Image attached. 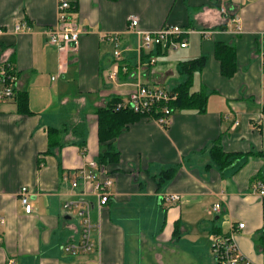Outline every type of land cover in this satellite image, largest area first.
I'll return each mask as SVG.
<instances>
[{
    "label": "crops",
    "instance_id": "0c3cea01",
    "mask_svg": "<svg viewBox=\"0 0 264 264\" xmlns=\"http://www.w3.org/2000/svg\"><path fill=\"white\" fill-rule=\"evenodd\" d=\"M71 2L80 38L75 48L60 49L44 33L57 23L58 0H0V58L12 62L18 91L28 94L32 111L20 112L17 98L0 101V264H131L129 250L137 246L140 264H210L208 226L201 224L216 202L224 226H213L209 243L229 233L233 222H245L235 227L234 239L248 259L264 264L256 250L263 206L252 192V183L264 176V67L258 50L264 0ZM223 2L227 15L220 12ZM132 15L143 31L165 25L196 31L184 35L185 47L147 49L130 27ZM232 15L240 18L236 34ZM23 19L32 28L16 33ZM220 41L236 49L231 77L215 56ZM201 55L208 59L194 73L191 91L208 94L206 110L175 108L165 126L143 115L121 130L114 139L118 160L106 164L114 180L109 201L100 208L96 194L88 193L96 246L80 257L64 251L63 244L80 239L82 228L80 217L63 207L84 186L73 187L71 179L83 176L101 150L97 110L114 97L126 99L139 83L174 91L185 80L180 63ZM52 127L60 131L50 147ZM216 144L233 154L231 164L222 167L212 158ZM169 168L174 175L158 185L154 176ZM22 186L31 189L30 213L21 202ZM166 193L180 199L167 201ZM185 235L191 238L185 241Z\"/></svg>",
    "mask_w": 264,
    "mask_h": 264
},
{
    "label": "built area",
    "instance_id": "2783aa9c",
    "mask_svg": "<svg viewBox=\"0 0 264 264\" xmlns=\"http://www.w3.org/2000/svg\"><path fill=\"white\" fill-rule=\"evenodd\" d=\"M58 20L57 23L49 28H46L44 33L49 38V41L59 46L60 49L66 47H76L79 38L80 30L77 24L72 20V2L71 0H58L57 5ZM228 7L226 2L220 6V12L227 15ZM230 21L237 24L236 33L241 32L240 18L236 15L230 16ZM130 27L141 36V46L147 49L153 48L156 45L170 47H185L187 40L184 35L196 31L195 29H184L180 25H165L160 29L143 31L138 28V17L131 16ZM30 23L23 19L17 22L14 26L16 33L28 32L31 30ZM2 30L0 29V32ZM203 35H208L211 31H201ZM258 50L262 65L264 67V32L261 33ZM122 51L116 44L114 55L119 57ZM155 62V58H151ZM118 70L116 69L110 77L117 79ZM19 91L17 87V75L11 61L0 58V101H7L17 98ZM178 93L158 86H149L139 83L131 90L126 99H122L116 105L117 109L128 108L135 112L153 117L161 125H167L170 117L173 114L175 107L173 102L177 100ZM72 186L81 188L78 197L67 199L63 207L67 210H76L77 215L81 219V235L80 239L70 240L63 244V249L70 254L88 253L94 250L96 241L94 239L95 223L92 218L93 201L88 197V193H94L98 197V207L102 208L110 199L112 194L111 188L114 183L113 177L108 174L106 164L99 163L97 159L88 161V168L84 171L83 176H74ZM252 192L256 194L262 202L263 206V224L262 237H264V176L256 179L252 183ZM31 189L28 186H22L20 190L21 202L27 213L33 211V205L30 201ZM164 198L167 201H178L180 195L177 193H166ZM212 211L220 212L222 206L219 203H213ZM5 218L0 215V223L3 224ZM237 228H244L245 222L232 223L231 231L221 235L213 242L212 248L215 254L217 264H256L248 259L239 249L233 232ZM13 263V259L10 260ZM114 264V263H104Z\"/></svg>",
    "mask_w": 264,
    "mask_h": 264
},
{
    "label": "trees",
    "instance_id": "16d2710c",
    "mask_svg": "<svg viewBox=\"0 0 264 264\" xmlns=\"http://www.w3.org/2000/svg\"><path fill=\"white\" fill-rule=\"evenodd\" d=\"M75 4V3H74ZM74 9L72 3V10ZM215 56L221 62V71L224 76L231 77L237 70L236 49L235 46L223 41L217 42L215 45ZM207 56L201 55L197 58L182 61L180 63V72L185 76V80L181 82L175 92L178 93V98L173 102L175 108L179 109H197L205 111L208 101V94L204 91H191V84L194 73L203 69L207 62ZM18 110L22 113H31L29 108V97L26 92H19L17 95ZM121 97H114L110 103L97 110L99 118V140L101 150L97 155V161L102 164L114 163L118 160L119 151L115 147L114 139L128 124L135 121L143 114L135 112L128 108L117 109L116 105L121 101ZM59 128H50L49 143L50 147L58 142L56 132ZM84 147L85 145L82 144ZM51 151V149H49ZM212 158L222 167L231 164L234 158L232 153L223 150L219 145H214L211 148ZM175 173V168L162 170L158 175H155L158 185H161L166 180L170 179ZM263 242V237L260 243Z\"/></svg>",
    "mask_w": 264,
    "mask_h": 264
},
{
    "label": "rangeland",
    "instance_id": "374dc122",
    "mask_svg": "<svg viewBox=\"0 0 264 264\" xmlns=\"http://www.w3.org/2000/svg\"><path fill=\"white\" fill-rule=\"evenodd\" d=\"M169 86H164L163 88L165 89H168ZM169 90V89H168ZM66 211L70 212L71 214L74 213V214H77L76 210L74 211H71V210H67ZM217 215H219V218H217ZM79 217V216H78ZM77 217V219H79ZM223 214H218V213H215L214 211H211V212H208V214L205 216V218L202 220V224H201V227L203 228L204 224H207L208 226V229H206V236L205 237H209V239L207 240L206 244H205V248L208 247V252H207V259L209 260V262H211L210 264H217V261H216V258H215V254H214V251H213V248H212V245L213 243H209L210 240H213L215 238L214 236V233L212 232V228L213 226L217 225V226H220V224L222 225V228L224 226L223 224ZM96 228V226H95ZM94 228V229H95ZM202 230V229H201ZM212 232V233H211ZM224 234V233H223ZM220 235V234H219ZM186 238V239H185ZM188 238H191V236L189 235H185L183 236V239L186 241L188 240ZM204 238V237H203ZM204 241H205V238H204ZM212 242V241H211ZM138 247V246H137ZM137 247H134L132 250L130 249L129 250V257L130 259L132 260L131 264H140L141 261H140V251L139 249H137ZM132 248V245L131 247ZM259 248L261 250H259ZM138 251H137V250ZM256 250L259 254V256H261V258L264 259V237H263V242L262 243H258V245H256ZM92 252V251H91ZM78 256L80 257V253L78 254ZM146 264H151V263H148V261H146ZM155 264V263H154ZM165 264H175L174 262L173 263H170V262H166Z\"/></svg>",
    "mask_w": 264,
    "mask_h": 264
}]
</instances>
